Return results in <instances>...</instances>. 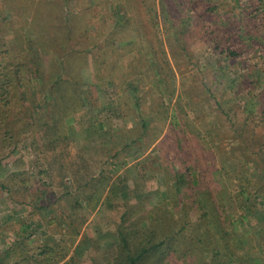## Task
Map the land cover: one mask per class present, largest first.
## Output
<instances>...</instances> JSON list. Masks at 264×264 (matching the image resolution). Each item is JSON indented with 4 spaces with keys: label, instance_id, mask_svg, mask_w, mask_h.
<instances>
[{
    "label": "trees",
    "instance_id": "trees-1",
    "mask_svg": "<svg viewBox=\"0 0 264 264\" xmlns=\"http://www.w3.org/2000/svg\"><path fill=\"white\" fill-rule=\"evenodd\" d=\"M6 1L9 3L5 8L7 12H3L6 16L0 21V152L7 146H17L24 139L32 152L43 156L41 167L37 169L39 176L52 178L56 168L70 169V164L65 167L67 162L58 150L71 140L67 120L85 108L86 90L97 97L98 91L105 93L115 87L121 96L130 98L131 107L126 108L125 115L133 114L138 118L133 127H123L115 133L125 141L122 151L135 145L143 154L144 141L151 137L147 144L156 143L171 118L169 126L166 125L169 135L159 140L164 145L158 147L163 150L170 146V164L160 155L154 157L159 167L155 169L162 171L163 178L167 179L156 189L162 200L152 204V196L147 195L146 190H135V181L133 189L127 188V182L135 179L128 177V170L111 178L108 195L121 197L122 204L116 203L115 207L123 208V212L114 223L117 239L114 250L106 263L101 264H261L252 252L251 239L236 225L231 212L233 200L239 209H244L243 204L247 203L251 212L258 206L253 204L254 198L245 197V192L249 196L259 193L264 198L262 165L256 163L261 170L258 171L259 182L248 170L243 171L237 178L243 186L238 193L233 194L229 187L217 182V163L225 161L217 162L211 152L202 148L197 130L190 125L188 112L180 101L175 107L179 114L171 110L175 72L166 46L171 51L181 50L191 55L188 43L196 31L213 46L214 52L230 59L241 56L250 59L253 66H260L262 75L264 0H247L248 3L241 0H123L122 9L132 22L130 28L137 34L132 43H125L115 30L109 32L108 25L100 26L97 33L89 35L92 22L83 14L89 11L88 7L76 13L84 18L81 24L87 38L85 49L80 47L81 41L73 45L80 32L76 14L71 13L69 6L71 0H3L2 7ZM241 4L244 8L238 11ZM181 7L191 9L193 22L185 18ZM159 13L168 30L167 42L160 36ZM218 14H224L223 19L227 17L223 27H218ZM126 34L125 38L131 37L130 33ZM129 52L133 53V58H125ZM88 68L95 81L87 83L83 71ZM251 78L250 86L240 85L230 92L229 98L236 99L242 94L244 111L258 118L264 127V78ZM148 82L155 107L147 113V109L138 106L142 100L138 92L141 85L146 86ZM34 83L37 91L32 89ZM248 86V93H243ZM257 88L260 92L254 95ZM230 99H224V103ZM217 103L220 105L218 98ZM150 112L153 117L149 116ZM96 132L99 138L107 137L99 128ZM259 149L258 156L262 157L264 144ZM107 151L110 157L119 155L115 149ZM150 158L153 157L148 155L135 163L138 173L144 170L143 165ZM1 163L2 159L0 166ZM13 164L24 166V157L15 159ZM230 170L234 175L240 173L233 168ZM17 175H11L10 180ZM140 176L139 179L145 178ZM99 177H92L87 183L89 187ZM36 183L40 187L39 196H47L51 184L44 183L43 188ZM234 184L231 182L230 186ZM0 189L10 191L2 182ZM131 193L134 194L132 199ZM138 194L144 197L137 199ZM45 198L46 206H53L51 199ZM11 233L9 225L6 228L0 225V243L5 244L0 247V264H79L77 247L88 242H84V238L76 244L75 238L70 237L35 243L31 234ZM262 242L264 247V240Z\"/></svg>",
    "mask_w": 264,
    "mask_h": 264
},
{
    "label": "rangeland",
    "instance_id": "rangeland-1",
    "mask_svg": "<svg viewBox=\"0 0 264 264\" xmlns=\"http://www.w3.org/2000/svg\"><path fill=\"white\" fill-rule=\"evenodd\" d=\"M2 1L0 0V13L2 12L0 21L5 19L6 14L3 12H7L5 8L9 5L6 1L2 7ZM246 1L241 0L242 3H248ZM243 5L238 6V11L244 8ZM69 6L71 13L74 14L78 11L83 12L89 7V11L83 13L92 22L89 35L97 33V29H101L100 26L108 25L109 32L117 31L118 37L124 38L125 43H132L137 37L136 32L130 28L131 20L122 9L123 0H71ZM190 10V8L186 10L182 8L185 18L193 22L194 17ZM159 14L160 36L164 42H167L168 30L164 27V18L161 13ZM224 14H218L217 18L220 19L218 27H223L225 24L227 17L223 19ZM75 17H77L75 20L79 22L77 31L80 33L75 37L73 45L76 46L81 41L80 47L85 49L87 38L83 34V24H81L84 18H80L77 14ZM50 30L52 33L55 32L53 27ZM262 32L264 33V28ZM126 33H130L131 37L125 38ZM194 33L188 43L191 55H185L181 50L171 51L169 46H166L175 72L173 79L175 95L172 98L171 110L178 113V109L175 108L178 101L184 105L189 115L190 125L197 130L202 148L211 152L217 162L225 161L223 164L217 163L215 171L217 182L222 183L224 187H229L233 194L238 193L243 186L237 178L243 175L244 170H248L256 182H259L258 171H264V154L262 157L258 156L259 147L264 144V127L258 118L254 119L244 111L245 101L240 97L242 94L231 100L230 92L238 89L240 85H249L251 76L264 78V73L262 72L261 75L260 66H253L250 59H244L242 56L230 59L225 54L214 52L213 46L205 41L203 35L196 31ZM132 54V52L127 53L125 58H133ZM134 54L137 56L136 52ZM251 65L253 69H251L252 74L249 75L248 69ZM83 74L85 82L95 81L90 68L84 69ZM141 86L138 93L143 101L140 100L138 106L147 109L148 113L155 107L153 96H151L152 87L150 82L146 86ZM249 86L243 93H248ZM32 89L38 90L36 83L33 84ZM259 92L260 89H255L254 95ZM84 96L85 108L67 120L71 140L58 150L68 163L65 167L70 164V169L61 171L56 168L52 178L47 175L39 176L37 169L41 167L43 156L32 152L24 139L17 146H7L0 152V159H2L0 182L6 183L10 190L0 189V225L3 228L9 225L12 233L31 234L35 243L74 237L77 244L85 238L84 242L88 240L87 245L81 244L77 247L80 259L78 263L101 264L106 263L114 250L117 240L114 235V223L120 219L123 212V208L115 207L116 203L122 204L121 197L117 195L119 197L117 199L114 194L108 195L112 180L128 170V177H135V179L131 178L127 182V188L133 189L135 181L137 183L135 190H146V194L152 196V204L162 200L161 193L156 189L163 186L167 179L163 178L162 171L155 169L158 164L154 157L160 155L166 164H170L168 153L171 150L170 146L164 147L163 150L158 147L164 145V142L159 140L166 139L169 135L167 130L171 118L167 120L168 126L163 127L161 138L156 143L147 144L151 137L144 141L143 147H146V150L143 154L140 153L142 150L135 145L129 150L122 151L125 141L120 140V136H116L115 133L123 127H133L138 118L133 114L125 115L126 108L131 107L130 98L121 96L115 87H111L105 93L102 90L98 91L97 97H94L90 90H86ZM217 98L220 100V105L217 103ZM224 99L230 100L224 103ZM243 99L246 98L243 97ZM135 106H137L136 103ZM149 116L153 117V112H150ZM151 121L155 123L156 120ZM98 128L106 132L107 137L99 138L96 132ZM108 149L119 151L118 157H110L106 153ZM148 155L153 158H150L145 166L143 165L144 170L138 173L139 167H134L135 163ZM23 157L24 166L13 164L15 159ZM256 163L262 165L261 170L257 168ZM174 167H177L176 164ZM232 168L240 173L236 172L237 175L236 173L234 175V172L230 170ZM13 174H18L17 178L12 177L10 180ZM140 174L145 178L139 179ZM92 177H99V180L92 183L93 187H89L88 181ZM36 182L42 184L43 188L46 187L44 183L51 184L47 196L45 194L39 196L41 195L40 187ZM231 182H235L234 186H230ZM82 190L83 193H81ZM133 195V193L130 194L131 199ZM141 195L138 194L137 199L144 197ZM45 197L51 199L53 206H46ZM245 197L254 198L253 204L258 206L251 212L247 203L243 204L244 209H239L233 200L234 209L231 213L239 229L251 239L252 252L258 261L264 264L262 242L264 240V198L259 193L249 196L246 192ZM108 199L112 202L110 203ZM19 220H25V222H18ZM4 246L5 244L0 243V247Z\"/></svg>",
    "mask_w": 264,
    "mask_h": 264
}]
</instances>
